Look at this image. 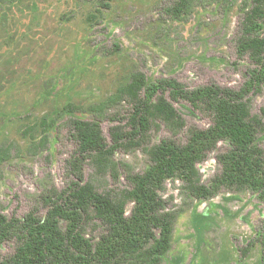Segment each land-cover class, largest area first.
Wrapping results in <instances>:
<instances>
[{
    "label": "rangeland",
    "instance_id": "rangeland-1",
    "mask_svg": "<svg viewBox=\"0 0 264 264\" xmlns=\"http://www.w3.org/2000/svg\"><path fill=\"white\" fill-rule=\"evenodd\" d=\"M177 1L112 0L102 10L100 25L87 22L91 13L100 15L96 0L0 1V146L11 150L0 165V210L9 220L24 221L35 210L46 215L45 180L60 192L90 182L100 193L119 195L130 189L126 170L142 174L150 165L143 147L120 149L115 158L124 167L115 182L109 170L79 157L68 120L94 117L85 110L59 115L67 105L87 109L100 104L135 72L144 73L149 86L174 79L187 90H240L250 82L255 66L239 52L244 0L198 7L187 22L170 13ZM162 93L171 100L169 90ZM248 97L252 114L263 117L264 90ZM173 105L189 126L207 130L213 123L187 102ZM132 110L129 100L106 110L101 127L109 143ZM45 118L48 124L57 122L48 130V141L40 127ZM169 136L160 124L150 132V144ZM259 143L264 148V134ZM228 150L229 144L221 142L198 164L204 184L222 172L218 157ZM183 186L170 180L162 194L169 208L181 212L163 264H262L260 244L240 259V251L264 232V204L254 193L223 192L199 201L186 195ZM133 208L128 205V215ZM94 228L93 222L86 231L98 236ZM15 248V240L6 242L0 261Z\"/></svg>",
    "mask_w": 264,
    "mask_h": 264
},
{
    "label": "trees",
    "instance_id": "trees-1",
    "mask_svg": "<svg viewBox=\"0 0 264 264\" xmlns=\"http://www.w3.org/2000/svg\"><path fill=\"white\" fill-rule=\"evenodd\" d=\"M96 1L100 15L91 13L87 18L90 25L102 23V10L112 2ZM216 2L227 7L231 0H178L170 13L173 19L187 22L198 7ZM242 12L239 52L255 66L244 88L187 90L174 79L149 86L146 75L135 72L102 103L87 109L75 104L63 108L59 115L83 110L93 115V121L71 117L67 125L78 144L77 155L100 170H109L115 182L124 167L115 158L120 149L143 147L150 165L142 174L126 170L130 189L119 195L100 193L90 182L75 183L69 192H60L45 180L44 217L35 210L24 221L9 220L0 210V249L8 241L16 242L15 253L0 264H163L172 250L181 213L169 208L163 199L170 180L182 181L186 195L199 201L223 192L249 191L264 204V148L259 143L264 134V110L263 117L253 115L248 97L251 92L258 95L264 90V0H244ZM166 90L171 100L164 93L159 95ZM126 100L133 106L132 113L126 126L116 128L109 143L101 127L106 110ZM173 101L187 102L195 111L211 117L212 125L207 130L189 126ZM160 124L170 136L150 144V132ZM56 125V120L50 124L46 118L41 121L44 141H48L49 128ZM221 142L228 143L230 150L219 155L222 172L206 185L198 164ZM10 153V148L0 146V165L9 160ZM129 204L134 205L130 215ZM93 222L95 231H100L98 236L86 231ZM259 244L264 264V232L240 251V259H246Z\"/></svg>",
    "mask_w": 264,
    "mask_h": 264
}]
</instances>
